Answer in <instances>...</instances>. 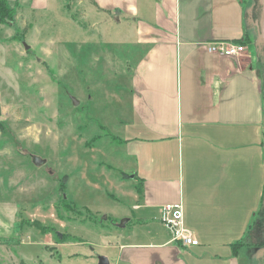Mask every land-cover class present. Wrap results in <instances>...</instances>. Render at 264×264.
<instances>
[{
    "label": "crops",
    "instance_id": "obj_1",
    "mask_svg": "<svg viewBox=\"0 0 264 264\" xmlns=\"http://www.w3.org/2000/svg\"><path fill=\"white\" fill-rule=\"evenodd\" d=\"M88 2L87 10L115 16L130 39L124 145L135 183L126 221L132 217L134 225L112 246V264H243L251 248L233 243L244 239L264 197L258 2ZM216 41H244L247 49L240 57L208 52L207 43ZM177 203L198 245L170 242L161 206Z\"/></svg>",
    "mask_w": 264,
    "mask_h": 264
},
{
    "label": "rangeland",
    "instance_id": "obj_2",
    "mask_svg": "<svg viewBox=\"0 0 264 264\" xmlns=\"http://www.w3.org/2000/svg\"><path fill=\"white\" fill-rule=\"evenodd\" d=\"M78 1L8 0L15 16L0 23V264H112L134 225H119L135 202L130 39L115 16ZM250 253L243 264H264Z\"/></svg>",
    "mask_w": 264,
    "mask_h": 264
},
{
    "label": "built area",
    "instance_id": "obj_3",
    "mask_svg": "<svg viewBox=\"0 0 264 264\" xmlns=\"http://www.w3.org/2000/svg\"><path fill=\"white\" fill-rule=\"evenodd\" d=\"M207 50L221 56L240 57L246 49L242 42H209ZM160 222L167 229L170 235V242L181 246L198 245V239L195 238L183 222V207L181 203L164 204L161 206Z\"/></svg>",
    "mask_w": 264,
    "mask_h": 264
},
{
    "label": "trees",
    "instance_id": "obj_4",
    "mask_svg": "<svg viewBox=\"0 0 264 264\" xmlns=\"http://www.w3.org/2000/svg\"><path fill=\"white\" fill-rule=\"evenodd\" d=\"M15 16V11L14 9L10 6L8 0H0V23H5V22H12L13 21V17ZM240 42H244V41H240ZM245 43V42H244ZM1 128V127H0ZM95 139V138H93ZM63 176H62V178ZM60 190L63 191V194L61 195V199L63 202V205L67 206L69 209L74 208L73 206V202H70L68 199L64 198V194H65V184H63V182L60 183ZM67 201V202H66ZM263 201H264V197L262 200V203L260 204V208L258 210L257 213V217L256 219L252 222V225H250V229L248 230V232L246 233V235L244 236V239L239 240L234 242L233 244L235 245H247L249 246V248L252 247H259V246H264L263 242H259V233H261L264 230V212L263 211ZM29 224L32 225H36L37 228H39L42 232H51L54 231V228L51 226H44L42 223H40L39 221H33V222H28ZM57 234V233H56ZM258 239V241H252V242H246V240H248L250 237H255ZM57 238L60 241H63L64 237L59 238L58 234H57Z\"/></svg>",
    "mask_w": 264,
    "mask_h": 264
},
{
    "label": "water",
    "instance_id": "obj_5",
    "mask_svg": "<svg viewBox=\"0 0 264 264\" xmlns=\"http://www.w3.org/2000/svg\"><path fill=\"white\" fill-rule=\"evenodd\" d=\"M260 1L263 4V11H264V0H260ZM259 26H260V24H259ZM260 32L264 33V29H261ZM71 101H72V103L74 105H76L78 103L73 97H71ZM33 162L36 165H40V164L44 163L45 160L44 159L37 158V157H34L33 158ZM103 218H105V216H103ZM126 220L127 219L121 220V222L119 223V225L123 226V224H124V222H126ZM58 235H59V237H61V234L60 233H58ZM256 251L259 252V253L256 254V257H259L261 253H264V246L252 247L250 252H256ZM107 263H108V259L105 256H99L98 257L97 264H107Z\"/></svg>",
    "mask_w": 264,
    "mask_h": 264
},
{
    "label": "flooded vegetation",
    "instance_id": "obj_6",
    "mask_svg": "<svg viewBox=\"0 0 264 264\" xmlns=\"http://www.w3.org/2000/svg\"><path fill=\"white\" fill-rule=\"evenodd\" d=\"M256 1V3L258 2V11H259V13H260V15H262L263 13H264V11H263V4L261 3V1L260 0H255ZM261 26H262V23H261ZM261 29H262V27H261ZM260 29V30H261ZM262 34V33H261ZM261 34L259 35H257V37H256V40H257V42L258 43H260L262 40H260L261 39ZM257 253H259L258 251H256V252H253V255H256ZM251 254V253H250ZM259 257H261V259L263 258L264 259V253H261L260 254V256ZM260 259V258H259Z\"/></svg>",
    "mask_w": 264,
    "mask_h": 264
}]
</instances>
